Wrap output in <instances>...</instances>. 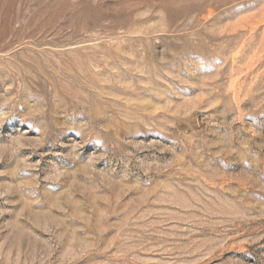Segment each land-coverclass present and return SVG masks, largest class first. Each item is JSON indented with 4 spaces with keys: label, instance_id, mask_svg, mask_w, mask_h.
I'll return each instance as SVG.
<instances>
[{
    "label": "rangeland",
    "instance_id": "rangeland-1",
    "mask_svg": "<svg viewBox=\"0 0 264 264\" xmlns=\"http://www.w3.org/2000/svg\"><path fill=\"white\" fill-rule=\"evenodd\" d=\"M0 264H264V0H0Z\"/></svg>",
    "mask_w": 264,
    "mask_h": 264
}]
</instances>
